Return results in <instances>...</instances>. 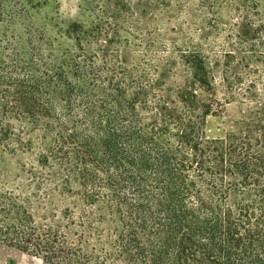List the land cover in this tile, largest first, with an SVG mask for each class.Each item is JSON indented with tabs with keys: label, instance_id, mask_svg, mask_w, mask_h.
<instances>
[{
	"label": "trees",
	"instance_id": "obj_1",
	"mask_svg": "<svg viewBox=\"0 0 264 264\" xmlns=\"http://www.w3.org/2000/svg\"><path fill=\"white\" fill-rule=\"evenodd\" d=\"M105 2L2 90L0 163L25 157V178L0 188V245L41 264H264V24L129 45L118 21L147 2ZM217 93L237 118L210 136Z\"/></svg>",
	"mask_w": 264,
	"mask_h": 264
},
{
	"label": "rangeland",
	"instance_id": "obj_2",
	"mask_svg": "<svg viewBox=\"0 0 264 264\" xmlns=\"http://www.w3.org/2000/svg\"><path fill=\"white\" fill-rule=\"evenodd\" d=\"M107 0H0V106L2 90L15 64L26 62L31 48L56 54L71 46L70 26H89L96 21L99 11ZM148 8L144 18L128 20L121 17L117 27L119 40L129 45L137 44L143 38H176L186 33L193 34L215 19L222 29L238 25L248 17L254 24H264V0H172L171 4L154 6V0H145ZM104 2V4H103ZM134 4L139 0H132ZM145 10V11H146ZM242 17L244 19H242ZM115 20L112 21V28ZM35 46V47H34ZM33 58H39L34 55ZM39 60V59H38ZM14 71L13 74H17ZM215 98L222 103L220 114L210 117L207 133L223 136L231 130L237 118L234 104H224L222 95ZM25 157L9 159L0 163V188H11L14 179L22 181L25 174L19 171ZM0 264H41L25 252L6 245H0Z\"/></svg>",
	"mask_w": 264,
	"mask_h": 264
}]
</instances>
